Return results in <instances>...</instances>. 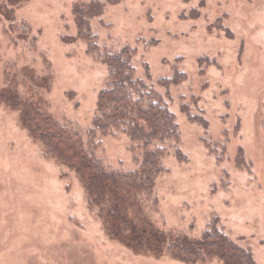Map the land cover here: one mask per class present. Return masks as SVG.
<instances>
[{
    "label": "rangeland",
    "instance_id": "374dc122",
    "mask_svg": "<svg viewBox=\"0 0 264 264\" xmlns=\"http://www.w3.org/2000/svg\"><path fill=\"white\" fill-rule=\"evenodd\" d=\"M92 1L106 4L90 21L99 51L135 49L136 76L166 97L181 131L185 158L167 144L153 197L139 203L143 218L192 238L216 221L264 264V0H27L12 30L0 17V92L16 73L24 98L81 130L108 80L77 37L73 9ZM19 114L0 98V264H190L111 238L79 175L47 156ZM142 152L121 134L101 138L97 155L128 172Z\"/></svg>",
    "mask_w": 264,
    "mask_h": 264
},
{
    "label": "trees",
    "instance_id": "16d2710c",
    "mask_svg": "<svg viewBox=\"0 0 264 264\" xmlns=\"http://www.w3.org/2000/svg\"><path fill=\"white\" fill-rule=\"evenodd\" d=\"M27 0H0V17L9 22V30L16 24V8ZM119 0H107L117 3ZM106 4L92 1L75 5L78 38L88 46V53L108 67L106 86L99 92L92 125L81 130L73 122H60L38 104L21 94L17 74L10 86L0 92L1 101L19 111L20 120L30 135L44 146L47 156L74 170L87 189V203L91 212L101 221L108 235L124 243L137 253L174 258L194 264L218 258L223 264H258L252 251L233 240L216 221L211 222L199 238L183 233L153 229L143 218L139 203L153 197L156 180L164 170L162 156L167 144L179 148L181 131L176 115L169 108L166 97L152 84L136 76L133 58L136 50L126 46L120 51H99L97 36L90 21L104 14ZM1 23V21H0ZM26 27L24 39L30 36ZM20 29H17V32ZM21 37H16V43ZM75 40V37L71 39ZM35 43V37L33 40ZM148 70V69H147ZM10 73H8L9 75ZM162 79L159 84L169 88L183 80ZM186 77V76H185ZM127 134L133 143L142 145V155L134 158L137 167L128 172L110 168L100 158L101 138ZM237 164H244L239 153ZM155 207L158 199H153ZM135 208L137 215L130 214Z\"/></svg>",
    "mask_w": 264,
    "mask_h": 264
}]
</instances>
